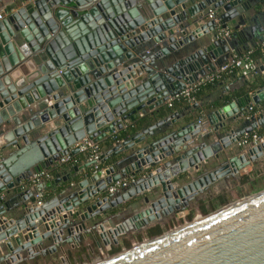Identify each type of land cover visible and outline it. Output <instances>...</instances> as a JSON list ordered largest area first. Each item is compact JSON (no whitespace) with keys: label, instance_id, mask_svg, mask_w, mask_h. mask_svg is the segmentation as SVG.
<instances>
[{"label":"water","instance_id":"obj_1","mask_svg":"<svg viewBox=\"0 0 264 264\" xmlns=\"http://www.w3.org/2000/svg\"><path fill=\"white\" fill-rule=\"evenodd\" d=\"M0 12V264L115 244L264 160V142L240 144L264 131V80L250 100L225 86L205 119L199 102L168 105L239 40L263 41L264 0H0ZM87 141L103 145L97 159ZM44 170L59 172L32 185ZM91 264H264V190Z\"/></svg>","mask_w":264,"mask_h":264},{"label":"rangeland","instance_id":"obj_2","mask_svg":"<svg viewBox=\"0 0 264 264\" xmlns=\"http://www.w3.org/2000/svg\"><path fill=\"white\" fill-rule=\"evenodd\" d=\"M260 171V170H255ZM253 177L250 179L249 182H243L242 179H240L238 182H234L233 186H230L229 188H223V186L217 187L215 191H219L216 194H213V196H206L203 200L205 203V208L208 210V213L217 211L225 206H228L229 204L242 200L246 197H250L262 190H264V173L259 172L258 175H253ZM242 180V182H241ZM241 182V183H240ZM224 185V184H223ZM227 184L225 185V187ZM219 196H222V199H219ZM201 201H197L195 205L191 206L192 208L185 211L183 214L174 216L172 218H169L165 224H157L161 225L163 227V233L170 231L172 229L178 228L180 226H183L184 224L190 223L193 220L200 218L204 216L205 214L201 213L198 209V206L200 205ZM187 214H192V218L189 219L187 217ZM206 214V215H207ZM156 226V225H154ZM153 227V226H152ZM149 229V228H148ZM152 237H149L146 234V230L140 233H134L133 235H129L126 238L120 237L118 238V242L112 241L115 243V247L118 246L120 249L117 251L121 252L122 250H125L127 248H130L132 246H135L147 239H150ZM124 239H128V243L126 244ZM108 246V247H107ZM111 247V246H110ZM109 245L105 244V241L103 237H99L98 241H94L92 238H87L85 245L83 246V251L86 250V252H83V257H76L68 256L66 257V264H91L93 262H96L100 259H104L110 255H113L111 253ZM80 247L72 246L71 253H73L75 250L79 249ZM114 252V251H113ZM62 258L57 259L53 264H64ZM47 264V263H44Z\"/></svg>","mask_w":264,"mask_h":264},{"label":"built area","instance_id":"obj_3","mask_svg":"<svg viewBox=\"0 0 264 264\" xmlns=\"http://www.w3.org/2000/svg\"><path fill=\"white\" fill-rule=\"evenodd\" d=\"M214 15H215V10L210 9L209 16L214 17ZM2 17H3V13L0 12V19ZM222 34L229 35L230 31L224 30L222 32ZM259 50L261 51L262 56H264V39H263V41H261V43L259 45ZM228 68H235V69H237L238 73L241 74L242 76L247 77V78H251V77H254L256 74H258L260 66H259L257 60L252 57V51H251L244 56L235 55L233 59H231L230 61H228L227 63H225L223 66H221L219 68L220 71H218V73L221 71H225ZM215 76H216L215 73L208 74L205 78L201 79L200 82H198V83L190 86L188 89L182 91L181 94H179L173 98H170L168 100V105L172 106L173 104L180 101L184 97H187L191 103L197 102L195 97L191 96L192 91H194L199 84L204 83V82L209 81V80H213L215 78ZM254 108L255 107H250V111L254 115H258L259 112L263 110L262 108L258 109L257 107H256L257 110H254ZM262 142H264V135H261L256 131H253L250 133H245L241 137V140H240V144L242 146H255V145L261 144ZM81 151L87 152L89 154L90 159H97L99 154L101 153V148L99 147V145H96V144H93V143L87 141V142H84L81 144ZM68 160H69V157L63 158V161H68ZM53 177H54V175H52L49 170L41 171V172L36 173L32 176V185H37V184L41 183L42 181L50 180ZM135 180H136L135 177L119 179L109 187V191L112 193H115L119 189H122V188L128 186L129 184H131ZM36 197H37V203L38 204H41L44 201V193L43 192L38 193L36 195Z\"/></svg>","mask_w":264,"mask_h":264},{"label":"trees","instance_id":"obj_4","mask_svg":"<svg viewBox=\"0 0 264 264\" xmlns=\"http://www.w3.org/2000/svg\"><path fill=\"white\" fill-rule=\"evenodd\" d=\"M252 57L256 60H259L260 58H263L261 51L257 48H255L252 52ZM216 76L213 80H209L206 81L204 83L199 84L196 89L194 91H192L191 96L195 97V99L198 101L202 100L205 96V93L207 90H214V88H217L220 85H225L229 79L232 78H237L241 83V85L239 87H237L233 92H231V96L233 98H238V97H246L247 100H250L251 98V93L253 91H255L258 86L260 85V83L263 82L264 77H262V74H258L256 75V77L254 78V80L252 81L251 78H247L242 76L241 74L238 73L237 69L235 68H228L225 71H221V72H217L215 73ZM215 103H219L218 100L214 101ZM177 103H182V104H186L189 105L191 104L190 100L187 97L182 98L180 101H178ZM176 103V104H177ZM254 110H257L256 107L254 108ZM256 132H258L259 134H264V131L262 129H258L255 130ZM99 147L102 149L103 145L100 144ZM260 171H255L253 173H251L250 175H245L242 177L241 182L242 183H246L250 181V177L252 175H258ZM52 175L56 174L59 172V170L56 171H50ZM262 173H264V171H262ZM219 199H222V196H219ZM198 209L200 210L201 213L203 214H207L208 210L205 208V203L203 201L200 202V205L198 206ZM187 217L189 219L192 218V214H188ZM163 233V227L161 225H156L153 227H150L149 229L146 230V234L149 237H154L157 236L159 234ZM125 243L127 244L128 241L125 240ZM129 244V243H128ZM120 249V247L116 248L114 250V252H117Z\"/></svg>","mask_w":264,"mask_h":264},{"label":"crops","instance_id":"obj_5","mask_svg":"<svg viewBox=\"0 0 264 264\" xmlns=\"http://www.w3.org/2000/svg\"><path fill=\"white\" fill-rule=\"evenodd\" d=\"M3 13V12H2ZM3 15L5 16V14L3 13ZM230 30V29H229ZM244 38V37H243ZM244 40H246V39H242V41L241 40H239L240 41V50H239V52H236L235 53V55H237V56H244V55H246L247 53H249V52H253V50L255 49V48H257V49H259V45H260V43H261V41H259V40H254V42H250L249 43V47L248 48H245V45H244ZM244 47V48H243ZM257 62H258V64H259V66L260 65H264V56H263V58H260L259 60H257ZM220 67H217L215 70H213L212 72H211V74H213V73H217L218 71H220V69H219ZM264 74V71H260V72H258V74ZM258 74H256V75H258ZM256 75L254 76V77H251V79H252V81L254 80V78L256 77ZM239 80L236 78H232V79H229L228 80V82L225 84V85H220V86H218L217 88H214V90H207L206 91V93H205V96H204V98L202 99V100H198L197 102H199L200 103V106L199 107H197L196 108V115L198 116V118L199 119H205L206 118V110H205V107H203V105L205 104V102L206 101H211V102H214V101H216V100H218L219 99V97L225 92V86H227V85H229V86H231V88H233V89H236L237 87H239L240 85H241V83L240 82H238ZM177 103V102H176ZM174 104V109L175 108H183V107H185V106H187L186 104H182V103H177V104ZM192 104V103H191ZM259 129H262L263 130V128H259ZM261 135H264V134H261ZM2 140V139H1ZM103 148V147H102ZM102 150V149H101ZM86 157L84 156V155H79V157H78V160L79 161H81V160H84ZM264 170V160L262 161V163H261V165L259 166V167H255V168H253V167H248L247 169H245V170H243L242 172H241V175H240V177H239V180L240 179H242V177L243 176H245V175H250L251 173H253V172H255V170ZM253 176V175H252ZM253 177H250V179H252ZM238 180V181H239ZM238 181H236V180H233L232 181V183L227 187V188H229L230 186H233V183L234 182H238ZM241 183V182H240ZM226 185V184H225ZM220 186H222L221 184H218V185H216L215 187H213L212 188V190H211V192H206L205 193V195H204V197L203 198H205L206 196H213V194H216V193H218L219 191H215V189L217 188V187H220ZM45 194V193H44ZM101 228H99V230H98V232H101ZM91 236V235H90ZM89 236V237H90ZM85 243H86V238H83L82 239V242L80 243V244H76V246L77 247H80L79 249H77V250H75L73 253H72V255L71 256H75V258L77 257H83V252H86V250H84L83 251V246L85 245ZM82 247V248H81ZM71 248H72V246L71 245H68V246H65L64 247V249H62L63 251L62 252H60L59 254H57V255H52V256H50V257H48L47 259H42V260H40L38 263H33V262H30V263H28V264H44V263H47V264H53L57 259H59V258H64V260H63V262H65L66 263V257H68V256H70L69 254H68V252L71 250ZM70 256V257H71ZM81 259V258H80Z\"/></svg>","mask_w":264,"mask_h":264},{"label":"flooded vegetation","instance_id":"obj_6","mask_svg":"<svg viewBox=\"0 0 264 264\" xmlns=\"http://www.w3.org/2000/svg\"><path fill=\"white\" fill-rule=\"evenodd\" d=\"M215 14H216V13H215ZM214 16H215V15H214ZM229 31H231V30H229ZM262 171H264V170H262ZM46 198H47V193L44 194V200H46ZM203 199H204V198L200 199L199 201H201V200H203ZM199 201H198V202H199ZM195 204H196V203H195ZM187 215H188V214H187ZM125 238H126V237H125ZM125 240H128V239H124L123 242H124ZM110 246H111V247H110ZM107 247H108V246H107ZM109 247H110V249H112V250H111V253H112V254L117 253V252H113V251H114L116 248H118V246L115 247V244L112 243L111 245H109Z\"/></svg>","mask_w":264,"mask_h":264},{"label":"bare ground","instance_id":"obj_7","mask_svg":"<svg viewBox=\"0 0 264 264\" xmlns=\"http://www.w3.org/2000/svg\"><path fill=\"white\" fill-rule=\"evenodd\" d=\"M221 184V183H220ZM222 185V184H221Z\"/></svg>","mask_w":264,"mask_h":264}]
</instances>
